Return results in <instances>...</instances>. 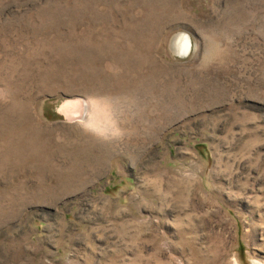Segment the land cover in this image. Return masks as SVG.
<instances>
[{"label":"rangeland","instance_id":"1","mask_svg":"<svg viewBox=\"0 0 264 264\" xmlns=\"http://www.w3.org/2000/svg\"><path fill=\"white\" fill-rule=\"evenodd\" d=\"M255 262L264 0H0V264Z\"/></svg>","mask_w":264,"mask_h":264},{"label":"bare ground","instance_id":"2","mask_svg":"<svg viewBox=\"0 0 264 264\" xmlns=\"http://www.w3.org/2000/svg\"><path fill=\"white\" fill-rule=\"evenodd\" d=\"M182 43H181V51H182V55L186 56L188 55V53L190 52L191 49V41L188 35H186L184 38H182ZM237 264V263H236ZM254 264H259L257 262H255Z\"/></svg>","mask_w":264,"mask_h":264}]
</instances>
